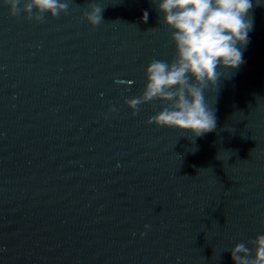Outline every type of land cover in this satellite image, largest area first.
I'll use <instances>...</instances> for the list:
<instances>
[{
    "label": "water",
    "instance_id": "95a60500",
    "mask_svg": "<svg viewBox=\"0 0 264 264\" xmlns=\"http://www.w3.org/2000/svg\"><path fill=\"white\" fill-rule=\"evenodd\" d=\"M251 2L246 19L253 27L242 49L244 63L223 71L217 90L205 95L215 113V132L264 137V0ZM92 5L103 9V22L95 27L84 18ZM162 20L152 0H69L67 13L45 14L42 22L23 12L10 15L0 0V103L133 115L125 101L142 94L149 62L175 55ZM162 107L158 100L142 104L134 116L149 119Z\"/></svg>",
    "mask_w": 264,
    "mask_h": 264
},
{
    "label": "clouds",
    "instance_id": "9594fccd",
    "mask_svg": "<svg viewBox=\"0 0 264 264\" xmlns=\"http://www.w3.org/2000/svg\"><path fill=\"white\" fill-rule=\"evenodd\" d=\"M152 2L163 14L162 23L170 30L175 55L171 61H150L145 69L146 84L142 94L125 103L136 115L142 104L161 101L162 109L149 118L148 124L200 137L216 128L215 113L205 94L211 89L217 90L223 71L235 70L244 63L242 49L249 43L248 34L253 27L251 19L246 17L253 4L251 0ZM4 3L9 6L10 15L18 16L23 12L26 19L37 22H42L45 14L56 18L69 8V0H24L23 7H20L22 0H4ZM102 12V8L92 5L84 18L95 27L103 22ZM142 19L147 22V11ZM230 252L234 264H264V233L235 244Z\"/></svg>",
    "mask_w": 264,
    "mask_h": 264
}]
</instances>
